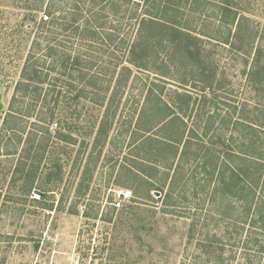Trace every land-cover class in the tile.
I'll list each match as a JSON object with an SVG mask.
<instances>
[{"label": "rangeland", "instance_id": "rangeland-1", "mask_svg": "<svg viewBox=\"0 0 264 264\" xmlns=\"http://www.w3.org/2000/svg\"><path fill=\"white\" fill-rule=\"evenodd\" d=\"M74 2L0 0V92L6 105L0 124V264H204L194 245L211 232L189 243L192 216L166 213L163 191L149 193V185L122 173V156L130 151L135 120L145 104V84L164 86L162 100L184 120L187 133L195 131L202 138L208 117L217 120L204 141H194L193 154L209 151L220 157L222 143L234 134L232 124L220 125L223 116L264 127V56L256 57L264 30V0H251L253 11L242 13L233 27L219 23L218 3L203 8L196 4L193 8L206 11L202 15L192 13L188 5L182 22L192 33L142 25V4H129L137 13L135 20L107 16L110 25L123 22L120 38H127L129 45H146L144 69H135L137 80L112 97L116 84L109 78L117 77L119 69L108 63L119 65L123 57L117 40L109 49L116 51L115 57L99 53L106 62L103 68H110L103 83L109 92L101 94L104 104L74 99L77 90L67 94L46 134L34 127L44 126L36 115H19L16 87L33 42L45 46L38 32L46 11L51 8L58 18L62 10L70 12ZM84 3L79 6L86 19L101 9L92 8L89 0ZM54 37L67 42L73 54L83 47L89 50L73 32L57 28ZM12 105L17 113L11 125L22 131L5 136L3 121ZM107 107L109 118L97 137ZM170 120L162 123L166 129L181 124ZM66 136L72 141H63ZM121 190H131L135 198L115 209ZM38 193L42 200L34 201Z\"/></svg>", "mask_w": 264, "mask_h": 264}, {"label": "trees", "instance_id": "trees-1", "mask_svg": "<svg viewBox=\"0 0 264 264\" xmlns=\"http://www.w3.org/2000/svg\"><path fill=\"white\" fill-rule=\"evenodd\" d=\"M250 1L89 0L92 8H101L98 13H92V19H86L83 8L79 6L87 0H75L70 12L62 10L58 18H54L56 14L50 8L41 19L38 32L41 35L39 40L44 41L45 46L33 42L32 52L16 87L21 104L19 115L29 118L36 115L44 126L33 124L34 127L48 134V126L53 125L58 114L60 99L68 97L67 94L77 90L74 99L84 98L97 105L104 104L101 94L107 95L109 92L103 83L108 79L110 68H103L106 62L99 53H109L115 57L116 51L109 49L117 40V49L123 53V57L121 60L117 58L121 61L119 65L114 64L113 60L108 63L119 69L117 77L113 75L110 76L113 78H109L116 84L111 91L112 97L117 96L118 90L126 87L132 79L137 80L134 70L145 67L143 62L148 58L146 45L140 41L129 45L127 38H120L125 30L123 22L118 21L117 26H113L108 18L112 15L121 20H135L137 13L129 10L130 3L138 7L143 5L142 25L153 24L164 29L192 33L191 26L182 22L183 11L188 5L192 13L202 15L206 11L199 12L193 8L196 4L203 8L218 3L219 23L233 27L242 13L253 11ZM57 28L63 32H73L82 42L81 45L89 50H84L82 46L79 52L73 54L67 42L61 43L54 37ZM217 41L228 44L229 40ZM261 55L264 56V30L256 52L257 59ZM151 86H142L143 90L147 88L145 104L135 120L128 145L130 151L122 156V173L134 175L137 177L135 181L149 185V193L153 190L163 191L162 205L166 213L192 216L189 243L194 244L204 231L207 235L211 232L208 239L205 238L203 242L197 240L194 245L199 252L197 257L204 264H264V127L223 116L218 120L220 125L232 124L234 134L222 143V150L218 151L220 157H212L209 151L193 154L191 146L194 141H204L203 138L208 136L210 127H214L217 120L213 116L208 117L202 138L195 131L187 133L184 120L162 100L164 86L155 83ZM156 94L159 95L154 100ZM182 108L179 109L183 111ZM14 109L13 105L10 106L3 121L5 136L22 131L11 125L16 118L13 114L17 113ZM109 114L107 107L97 137L105 129ZM168 119H171L170 123L177 120L184 129L179 127L180 123L177 127L166 129L162 123ZM69 139L72 141L71 137H62L66 142ZM226 249L230 252L227 257L223 256Z\"/></svg>", "mask_w": 264, "mask_h": 264}, {"label": "built area", "instance_id": "built-area-1", "mask_svg": "<svg viewBox=\"0 0 264 264\" xmlns=\"http://www.w3.org/2000/svg\"><path fill=\"white\" fill-rule=\"evenodd\" d=\"M135 198L134 193L131 190H121L117 193V199L115 200L113 207L115 209H120L125 203H130ZM34 201H41V194L33 195Z\"/></svg>", "mask_w": 264, "mask_h": 264}, {"label": "water", "instance_id": "water-1", "mask_svg": "<svg viewBox=\"0 0 264 264\" xmlns=\"http://www.w3.org/2000/svg\"><path fill=\"white\" fill-rule=\"evenodd\" d=\"M6 105L4 102V94L2 92H0V124L2 121V117H3V113L5 111Z\"/></svg>", "mask_w": 264, "mask_h": 264}]
</instances>
